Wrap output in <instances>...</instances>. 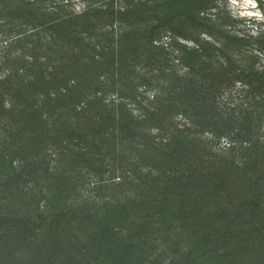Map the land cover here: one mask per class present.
I'll return each mask as SVG.
<instances>
[{
    "label": "trees",
    "instance_id": "obj_1",
    "mask_svg": "<svg viewBox=\"0 0 264 264\" xmlns=\"http://www.w3.org/2000/svg\"><path fill=\"white\" fill-rule=\"evenodd\" d=\"M80 2L0 0V248L264 264V26L226 0Z\"/></svg>",
    "mask_w": 264,
    "mask_h": 264
},
{
    "label": "rangeland",
    "instance_id": "obj_2",
    "mask_svg": "<svg viewBox=\"0 0 264 264\" xmlns=\"http://www.w3.org/2000/svg\"><path fill=\"white\" fill-rule=\"evenodd\" d=\"M71 9L74 12L82 10L80 0H70ZM226 11L239 21H244L250 26L262 24L264 26V0H226ZM13 246V244H12ZM18 250H7L0 248V264H57L56 257L48 256L43 261L36 260L31 255H24L20 248ZM32 258V259H31Z\"/></svg>",
    "mask_w": 264,
    "mask_h": 264
}]
</instances>
